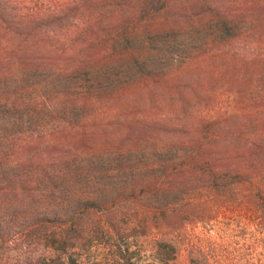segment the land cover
<instances>
[{
    "label": "trees",
    "instance_id": "1",
    "mask_svg": "<svg viewBox=\"0 0 264 264\" xmlns=\"http://www.w3.org/2000/svg\"><path fill=\"white\" fill-rule=\"evenodd\" d=\"M131 2L139 16L90 20L77 12L98 9L101 2L79 0L54 4L58 15H28L25 21L27 43L37 36L30 31L37 24H66L74 35L68 41L65 29L44 33L48 47L41 53L26 44L23 92L0 100V121L24 127L33 140L13 180L20 179L31 211L27 236L63 264H81L79 254L106 237L123 264H135L133 234L170 236L159 241L174 244L175 235L195 223L190 210L209 206L217 212L208 222L231 215L239 232L264 249V0H248L241 13L190 1L209 10L191 16L169 13L172 0H120L112 7L122 13ZM73 7V18L63 15ZM198 32L206 49L222 51L214 64L217 77L207 81L191 80L189 72L194 57L188 44ZM140 34L146 36L144 48L136 47ZM157 42L165 49L153 48ZM156 53L177 62L159 68L149 59ZM240 78L244 89L234 84ZM166 111L177 126L164 117ZM197 192L206 197L185 198ZM142 203L133 216L125 212ZM104 212V223L93 222ZM198 255L200 261L191 264H255L247 254L230 257L207 245Z\"/></svg>",
    "mask_w": 264,
    "mask_h": 264
},
{
    "label": "rangeland",
    "instance_id": "2",
    "mask_svg": "<svg viewBox=\"0 0 264 264\" xmlns=\"http://www.w3.org/2000/svg\"><path fill=\"white\" fill-rule=\"evenodd\" d=\"M72 1L79 0H0V100H13L20 96L23 92L21 87V80L26 73L27 57L23 58V49L26 44H30L38 53L43 52L44 47H48L47 43H43L45 34L50 35L60 32L61 28L67 30L68 35L66 39L70 41L74 35L73 30H69V25L64 24L63 27L56 25H43L37 24L36 26L30 27V31H35V38L26 41V33L29 27L26 24L28 15H44L45 14H56L57 11L53 10L54 4H68ZM101 7L98 9L91 8L86 11H79L80 13H86L90 20L95 17L102 15V18L108 17L107 22L110 20L111 15H134L139 16L141 14L137 7H134V2L130 3V7L126 6L121 11L112 7L120 0H99ZM105 1V5L102 3ZM132 1V0H124ZM175 2V8L171 10V14L181 16H191L197 14H205L209 12L208 7H192L190 1L195 0H172ZM209 2L210 5H216L218 11H229L241 13V9L244 7V3L248 0H204ZM236 1L242 3L240 8H236ZM179 2H181L179 4ZM215 7V6H214ZM213 8V6H212ZM240 9V10H237ZM69 12V14H66ZM76 13L75 8H67L63 15H69L73 18ZM61 14V13H60ZM209 14V13H208ZM209 32L207 29H203ZM55 31V32H53ZM107 31H111L108 26ZM45 33V34H44ZM44 34V35H43ZM43 35V36H42ZM154 36V35H153ZM193 44H188L189 40H186L189 51L191 52L192 64L190 66V77L191 80H197L205 78L206 81L217 77V69L214 68V64L218 62V57L222 53L217 46L206 49V37L201 32L194 34ZM137 40V41H136ZM135 40L136 47H146L145 40L146 36L140 34ZM152 45L153 48L165 49L162 42L155 43ZM155 51V50H153ZM160 53L152 54L149 57L153 65L159 68L170 69L177 60L171 57L162 58L159 56ZM173 61V64L172 62ZM10 67V71L8 70ZM175 70V69H174ZM16 75V76H15ZM12 76H15L14 78ZM10 79L11 81H8ZM188 80V78H186ZM190 80V81H191ZM239 89L245 88V80L240 78L234 83ZM22 88V87H21ZM40 90V88H38ZM39 92V91H37ZM170 99V98H168ZM167 99V100H168ZM173 104L172 99H170ZM9 101V102H10ZM144 111V110H142ZM164 117H171V125L177 126L179 121L171 116V111H166L163 114ZM170 121V120H169ZM174 123V124H173ZM24 127L12 129L11 126L0 121V264H63L65 262L54 254L46 251L44 245L37 241L35 238H29L26 230V214L31 211L25 205L26 197L20 186V179L14 182V173L17 170V161H24L26 159L25 154L32 152L33 140L26 136ZM13 130L16 133L13 135ZM76 131V135H80V130ZM80 137V136H78ZM73 143L80 141V138L74 140ZM162 141V140H160ZM162 143V142H161ZM87 147L94 149L95 144L87 141ZM99 149V145H96ZM170 148H174L170 146ZM95 150V149H94ZM94 154V153H92ZM180 158L181 155L179 154ZM231 193H227L223 198L230 196ZM206 196L202 193H187L186 199H204ZM219 199V201H222ZM188 201V200H187ZM144 204L139 206L134 204L132 210L125 211L128 215H134V212L142 211ZM115 208V207H114ZM34 209V208H33ZM190 210V219L193 220V226L188 228L186 231L180 230V235H175L177 238L174 244L160 242L162 238L167 241V237H160L154 234L146 233L143 237H137V234H133L131 239L133 247L131 251H136L137 255L134 256L133 262L135 264H191L193 259L200 261V255L198 250L207 245L210 252L214 253H225L226 255L233 257L234 255H248V259L255 263L264 264V249L259 248L258 241H252L250 235L247 233L244 235L236 228L235 219L233 216L226 218L221 217L214 222H208L210 217L216 215L215 208L205 206L198 210ZM118 213V212H117ZM131 213V214H130ZM104 216H95L93 222L104 223ZM119 219V218H118ZM117 219V220H118ZM122 219V216H121ZM196 219H200L195 221ZM206 221V222H202ZM144 227L139 226L137 229L139 232H143ZM179 231L176 233L179 234ZM175 234V233H173ZM110 242V243H109ZM166 245H171L168 248ZM257 246V247H256ZM173 249V250H172ZM78 257V263L81 264H123L119 258L118 251L113 248L112 242L108 238L103 240L94 241L90 250L81 252ZM77 257V256H75ZM65 258H63L64 260Z\"/></svg>",
    "mask_w": 264,
    "mask_h": 264
}]
</instances>
